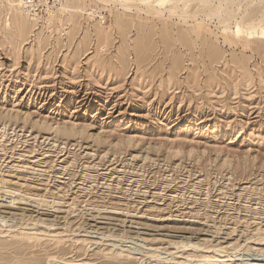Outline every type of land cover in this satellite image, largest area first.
<instances>
[{
	"label": "rangeland",
	"instance_id": "374dc122",
	"mask_svg": "<svg viewBox=\"0 0 264 264\" xmlns=\"http://www.w3.org/2000/svg\"><path fill=\"white\" fill-rule=\"evenodd\" d=\"M20 8L0 0V264H264V0Z\"/></svg>",
	"mask_w": 264,
	"mask_h": 264
},
{
	"label": "built area",
	"instance_id": "2783aa9c",
	"mask_svg": "<svg viewBox=\"0 0 264 264\" xmlns=\"http://www.w3.org/2000/svg\"><path fill=\"white\" fill-rule=\"evenodd\" d=\"M62 0H23V7L32 18L41 21L49 11L57 9Z\"/></svg>",
	"mask_w": 264,
	"mask_h": 264
},
{
	"label": "bare ground",
	"instance_id": "6f19581e",
	"mask_svg": "<svg viewBox=\"0 0 264 264\" xmlns=\"http://www.w3.org/2000/svg\"><path fill=\"white\" fill-rule=\"evenodd\" d=\"M12 1V0H11ZM14 1V3H15V5L17 4V7H19L20 8V6H23V0H13ZM13 2H11V4H12ZM129 8V7H128ZM137 8V7H136ZM21 9V8H20ZM23 9H24V7H23ZM25 10V9H24ZM129 10V9H128ZM17 11L18 12H20L19 11V9L17 8ZM50 13V12H49ZM210 15V14H209ZM25 18H26V16H24ZM35 19V18H34Z\"/></svg>",
	"mask_w": 264,
	"mask_h": 264
}]
</instances>
